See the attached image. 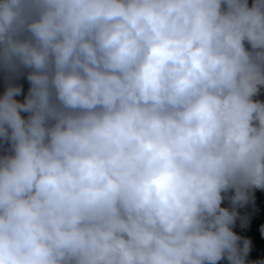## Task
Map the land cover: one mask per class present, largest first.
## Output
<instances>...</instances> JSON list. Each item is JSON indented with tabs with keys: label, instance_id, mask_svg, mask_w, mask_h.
Instances as JSON below:
<instances>
[{
	"label": "trees",
	"instance_id": "16d2710c",
	"mask_svg": "<svg viewBox=\"0 0 264 264\" xmlns=\"http://www.w3.org/2000/svg\"><path fill=\"white\" fill-rule=\"evenodd\" d=\"M153 1L0 0V177L55 192L24 212L0 195V264H264V66L244 62L264 58V0ZM116 94L176 166L138 198L100 136Z\"/></svg>",
	"mask_w": 264,
	"mask_h": 264
},
{
	"label": "rangeland",
	"instance_id": "374dc122",
	"mask_svg": "<svg viewBox=\"0 0 264 264\" xmlns=\"http://www.w3.org/2000/svg\"><path fill=\"white\" fill-rule=\"evenodd\" d=\"M152 6H157L161 9L172 11L178 8L180 6V3L177 0H154L152 2ZM145 14L147 15V17L153 20L152 27L155 30H162L164 28L171 29L173 27L174 20L172 17L170 18L169 16H166L162 21H158L155 17L154 12L146 11ZM244 62H248L251 64L258 63L264 66V58H260L257 55L246 58ZM260 79H262V76L260 77ZM114 98L116 99L114 100ZM129 98H133V96L127 95L121 97H113L111 99V103L108 102L109 104L105 105L107 106V109L112 111L114 110V112L110 114L111 117L109 116L107 120H102L100 136L103 141H105L109 145L113 154V159L117 171L123 177L126 185L130 187L132 196L134 198H138L143 194V191L145 190V187L147 186L148 181L151 178L168 180L173 174H175L176 166L169 161H160L157 158V148L164 143V138L162 137L161 139L159 133L150 134L147 131L148 125L145 121L131 119L129 117V113L124 111V105H126L127 107L130 106L128 103H123V101ZM235 118V116H230L228 118L222 117V121L224 120L228 123H232ZM0 121L3 122L5 121V119L0 118ZM23 124H30L31 126V119L26 118L23 121ZM14 125L16 124L14 123ZM3 146H5L4 143ZM42 171L43 173L46 172L45 169H43ZM59 176L60 174L58 175V177ZM22 186L23 191L21 193L16 187L14 181H10L9 179L6 180L0 177L1 198L12 211L24 212L26 208H24L22 205H24L25 198L26 200H31V202L34 201L32 203H37L46 201L47 199H50L51 196L55 195V192L53 190L43 189L38 185L30 186L24 183ZM238 187L239 183H233L229 190V193L235 192ZM57 193L62 196L65 195V198L70 203H75L77 206L83 203L82 208L87 207L86 202H82V200L76 194H66L69 193L67 189H65L64 191L57 190ZM124 206L125 208H129L132 206V203H126ZM79 209L81 208L79 207ZM43 210L44 213L52 217L51 220L52 223H54V206H47L43 208ZM92 220L96 222L95 215H92ZM74 231L76 232V234L84 235L91 232L92 228L86 227L79 223ZM44 235L45 239L41 241L37 239V237L31 235V243L37 246L39 242H41L43 250H46L49 249V246L51 244H55L61 236L58 230H47L44 232ZM111 243L115 244L117 243V241L112 240ZM0 244L4 245L3 243ZM3 249L4 248H2V246L0 245V250L2 251ZM42 253L46 255L44 252ZM10 258L11 260L17 259L15 250H12L10 252ZM16 261L17 264H29L21 260ZM10 263L11 262H7V264Z\"/></svg>",
	"mask_w": 264,
	"mask_h": 264
},
{
	"label": "clouds",
	"instance_id": "9594fccd",
	"mask_svg": "<svg viewBox=\"0 0 264 264\" xmlns=\"http://www.w3.org/2000/svg\"><path fill=\"white\" fill-rule=\"evenodd\" d=\"M117 96H118V95L116 94L114 97H117ZM235 117H236V116H235ZM67 202H68V201H67ZM68 203H70V202H68ZM77 235H80V234H77ZM112 240H116L117 243H115V244L111 243ZM232 240H233V239H232ZM108 242L111 243V244H113V245H117V244L120 242V240H119V239H116V238H112V239H110Z\"/></svg>",
	"mask_w": 264,
	"mask_h": 264
}]
</instances>
